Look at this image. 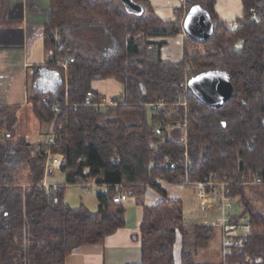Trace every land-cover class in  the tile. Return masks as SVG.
<instances>
[{
	"label": "trees",
	"instance_id": "1",
	"mask_svg": "<svg viewBox=\"0 0 264 264\" xmlns=\"http://www.w3.org/2000/svg\"><path fill=\"white\" fill-rule=\"evenodd\" d=\"M133 2L141 14L128 12L120 0H51L45 48L60 81L52 91L36 90L28 105L40 126L62 129L66 183L57 193L36 187L46 175L43 142L35 149L18 138L19 108L0 107L6 129L0 138V264H66L74 250L103 245L126 226L125 207L112 200L118 186L141 204L147 187L164 198L144 209L140 264H176L178 234L181 264H197L219 234L187 221L183 202L169 200L162 188L180 185L187 175L192 182L215 175L238 183L232 187L238 217L251 230L238 234L229 261L264 264V208L250 205L244 185L255 181L264 189V0H242L234 30L219 23L215 0H183L175 22L161 20L149 0ZM195 5L218 23L215 33L206 41L187 35L184 59L164 60L166 43L155 40L183 34L184 17ZM58 62L68 63L67 70ZM207 72L226 74L233 86L218 109L188 86ZM103 80L123 85L117 106L100 107L103 95L92 84ZM88 180L108 190L98 195L96 212L64 202L67 187ZM22 182L31 186L25 192Z\"/></svg>",
	"mask_w": 264,
	"mask_h": 264
},
{
	"label": "crops",
	"instance_id": "2",
	"mask_svg": "<svg viewBox=\"0 0 264 264\" xmlns=\"http://www.w3.org/2000/svg\"><path fill=\"white\" fill-rule=\"evenodd\" d=\"M149 1L154 13L165 22H175L178 19L175 10L184 6L183 0ZM50 7L51 0H0V107H18L22 112L24 108L29 107L28 101L34 97L36 90L52 91L59 83L58 72L49 67L51 53L45 48V28L51 14ZM215 11L219 23L232 26L243 16L242 0H215ZM186 38L183 33L174 39L155 40L166 43L162 49V58L174 62L182 61L185 57ZM29 77H33L32 87L28 81ZM92 89L111 99L121 96L124 92L123 85L115 80L95 81ZM43 128L41 126L40 135ZM5 133L6 129L0 121V138ZM162 188L169 200L187 204V215H190L194 222L200 223L193 189L167 183H162ZM102 189V193L108 192L106 187ZM162 201L164 198L150 187L145 190L142 204L138 198L128 194V200L123 204L126 209V226L107 238L103 245L85 246L74 250L66 264H140V229L144 209L152 208ZM214 242L209 248L210 251L204 255L211 261L213 256H209V252H212L211 255L218 259L216 264H222L220 241L213 245ZM174 259L176 264H181L180 234L177 235L174 246Z\"/></svg>",
	"mask_w": 264,
	"mask_h": 264
},
{
	"label": "built area",
	"instance_id": "3",
	"mask_svg": "<svg viewBox=\"0 0 264 264\" xmlns=\"http://www.w3.org/2000/svg\"><path fill=\"white\" fill-rule=\"evenodd\" d=\"M213 25L215 29L218 27V23H214ZM236 27L237 24L229 26L232 30L236 29ZM186 39H188V37ZM73 62V59L69 60V63ZM58 65L67 70L68 63L58 62ZM88 97H95V94L88 93ZM101 103L100 107L106 109L119 104L114 98L111 99L105 96L101 98ZM55 111L59 112L60 108L56 107ZM46 128L49 129L47 130ZM43 129L44 130H41L43 149L39 153V157L45 162L46 175L36 184V187L41 191L57 193L60 185L48 182V177L51 172L60 171L66 165L65 156L60 150V141L57 136L58 132L62 129L54 125L44 126ZM171 168H175V165H171ZM246 184L258 183L253 181L244 183V185ZM233 185V182L227 177L215 175L206 177L198 182L190 181L187 175L185 180L179 185L194 190L198 211L202 219L201 223L213 227L218 232L222 251V264H237L229 261L232 248L240 245L236 237L240 233H247L251 230L250 224L246 218H239L238 215H235L234 208L236 198L233 196L232 192ZM93 186H97L94 180H88L83 184L85 188ZM30 187L29 184L22 185L24 192ZM112 200L115 204L123 205L128 200V195L118 186Z\"/></svg>",
	"mask_w": 264,
	"mask_h": 264
},
{
	"label": "rangeland",
	"instance_id": "4",
	"mask_svg": "<svg viewBox=\"0 0 264 264\" xmlns=\"http://www.w3.org/2000/svg\"><path fill=\"white\" fill-rule=\"evenodd\" d=\"M29 84L32 87L33 77H29ZM20 112V111H19ZM18 124H17V137L26 139L30 142L33 147L36 149L43 142V137L40 135L41 126L34 117L31 108L26 107L22 110V112L18 113ZM44 127V126H43ZM47 130L49 128H46ZM44 130V129H42ZM55 174L54 176L50 177L51 175ZM48 182L56 184V185H65V175L61 171H53L50 173L48 177ZM238 184L237 182H233ZM249 183V182H248ZM22 185H25L26 182H22ZM21 185V186H22ZM104 192L101 186H93L90 188H85L79 185L69 186L66 189L64 195V202L71 206L72 208H79L80 206L84 205L92 212L97 211L98 208V195ZM245 198L249 201L250 205L256 209H263L264 208V189L260 184H249L245 185ZM187 204H184L185 209V217L187 221L193 223V219L190 215H187ZM234 212L238 213L241 212V207L239 204V200L236 199ZM202 219L200 220V223ZM216 241H220L219 235ZM216 241L213 245H215ZM210 251V250H209ZM212 251V250H211ZM208 251L201 252L199 256L196 258L197 264H216L218 259L209 252V256H213L211 261L209 258L204 255Z\"/></svg>",
	"mask_w": 264,
	"mask_h": 264
},
{
	"label": "water",
	"instance_id": "5",
	"mask_svg": "<svg viewBox=\"0 0 264 264\" xmlns=\"http://www.w3.org/2000/svg\"><path fill=\"white\" fill-rule=\"evenodd\" d=\"M130 13L141 14L142 8L133 0H120ZM186 35L197 41H206L213 36L215 28L208 12L200 5L190 8L183 20ZM188 86L206 105L214 109L220 108L232 95L233 86L229 77L221 72H207L193 77Z\"/></svg>",
	"mask_w": 264,
	"mask_h": 264
}]
</instances>
